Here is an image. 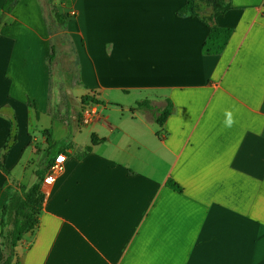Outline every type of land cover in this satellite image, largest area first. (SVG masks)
<instances>
[{"label": "crops", "instance_id": "crops-1", "mask_svg": "<svg viewBox=\"0 0 264 264\" xmlns=\"http://www.w3.org/2000/svg\"><path fill=\"white\" fill-rule=\"evenodd\" d=\"M58 1L0 15V216L5 184L43 168L49 192L13 264H264V0H229L214 19L203 2L190 17L177 14L185 0ZM53 8L77 78L59 86L63 111ZM213 25L233 31L206 55ZM84 96L96 100L89 124Z\"/></svg>", "mask_w": 264, "mask_h": 264}, {"label": "trees", "instance_id": "trees-1", "mask_svg": "<svg viewBox=\"0 0 264 264\" xmlns=\"http://www.w3.org/2000/svg\"><path fill=\"white\" fill-rule=\"evenodd\" d=\"M18 0H5L1 9L0 15L11 11L12 7ZM43 4L49 9V6L59 2L58 0H41ZM198 2H204L211 8V18H216L228 11L231 8L229 0H185L177 14L179 16H196L198 15ZM56 18L59 22H63L64 16L56 13ZM2 19L0 17V23ZM232 29L228 27H221L213 25L210 27L207 36L205 37L201 51L206 55H216L223 51L231 34ZM52 54L49 56V62L55 60L54 47H52ZM95 101L91 96H84L81 98L80 104L83 106L89 101ZM137 107L148 108L149 100H142L137 103ZM171 110V102L167 101L165 107L158 110L155 117L156 122L161 125ZM98 140L93 136L91 144H95ZM91 149L87 146L85 151ZM52 162L49 161V164ZM4 172L7 171L3 168ZM44 175V170L36 171L35 180L29 185H23L11 182L5 184L7 198L1 209L0 216V250L3 259L0 264H13L15 263L16 248L25 234L32 232L39 222V213L44 199L43 192L41 191V183ZM168 184L179 190V186L173 181L169 180Z\"/></svg>", "mask_w": 264, "mask_h": 264}, {"label": "rangeland", "instance_id": "rangeland-1", "mask_svg": "<svg viewBox=\"0 0 264 264\" xmlns=\"http://www.w3.org/2000/svg\"><path fill=\"white\" fill-rule=\"evenodd\" d=\"M204 5H206L207 7L210 8V6L208 4L204 3ZM54 10L55 9L53 8L52 9L53 13L49 12L47 14V17L50 19V23L54 27V30L61 31L60 32L61 34H59V40H60L59 44L61 45L60 46V51H61L62 54L59 53L58 57H60L61 65L64 68L62 70V72H63V75L65 77H63V75H62V77H60L57 74L53 73V88H54V91L56 90L57 94H59V95H57L55 97V101L56 100H58V101L60 100V110L63 111L64 107H65V102H66V97H65V95L63 93L64 92L66 93L67 90H63L64 92L61 94L59 92V88L60 87H65V86L69 85L70 83L75 84L77 78H76L75 64L72 62L71 55L69 54V51H70L69 50V48H70L69 47V38L64 33L66 19L64 18L63 22H59L57 20V18H56L57 14H56V12H54ZM205 11H207V10H204L202 8V13L205 12Z\"/></svg>", "mask_w": 264, "mask_h": 264}, {"label": "built area", "instance_id": "built-area-1", "mask_svg": "<svg viewBox=\"0 0 264 264\" xmlns=\"http://www.w3.org/2000/svg\"><path fill=\"white\" fill-rule=\"evenodd\" d=\"M97 108L95 103H87L81 107V114H80V121L82 124H89L91 123L97 116ZM65 154L58 153L53 158L52 162L48 166V173L44 177V180L48 183H51L53 179V175L59 174L64 169V162H65ZM49 192L48 190L43 193V195H47Z\"/></svg>", "mask_w": 264, "mask_h": 264}]
</instances>
